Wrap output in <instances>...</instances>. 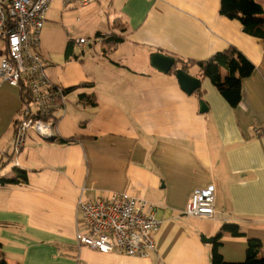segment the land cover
Segmentation results:
<instances>
[{
	"label": "crops",
	"instance_id": "crops-1",
	"mask_svg": "<svg viewBox=\"0 0 264 264\" xmlns=\"http://www.w3.org/2000/svg\"><path fill=\"white\" fill-rule=\"evenodd\" d=\"M219 10L220 0L50 2L37 50L51 83L67 89L64 107L53 140L28 131L18 164L12 149L22 100L18 87L0 81V178L25 172L0 184L7 264H211L213 243L200 236L214 237L223 223L246 235L222 234L225 261L244 260L246 237L264 247V50ZM79 37L87 43L76 44ZM229 48L254 64L235 107L197 64ZM154 52L173 57L200 87L188 94L175 71L154 69ZM4 54L0 38V61ZM211 184L214 218L183 215L192 191ZM101 191L155 205L159 226L147 256L75 242L77 200Z\"/></svg>",
	"mask_w": 264,
	"mask_h": 264
},
{
	"label": "built area",
	"instance_id": "built-area-1",
	"mask_svg": "<svg viewBox=\"0 0 264 264\" xmlns=\"http://www.w3.org/2000/svg\"><path fill=\"white\" fill-rule=\"evenodd\" d=\"M52 0H0V38L5 54L0 61V81L24 87L25 97L15 121L12 154L24 147L28 131L49 139L56 136V112L63 110L65 89L51 83L39 46L40 31ZM92 0H64L87 4ZM101 36V35H100ZM102 39L103 37H99ZM87 38L75 43L83 45ZM21 96V94H20ZM215 189L195 188L183 215L214 218ZM75 242L104 253L144 257L154 248L153 233L158 229L155 205L147 200L115 191H101L89 200L76 202Z\"/></svg>",
	"mask_w": 264,
	"mask_h": 264
},
{
	"label": "trees",
	"instance_id": "trees-1",
	"mask_svg": "<svg viewBox=\"0 0 264 264\" xmlns=\"http://www.w3.org/2000/svg\"><path fill=\"white\" fill-rule=\"evenodd\" d=\"M220 15L229 19H236L242 26L243 32L261 41L264 50V8L256 0H220ZM120 41V37L112 35L110 39ZM204 76L208 77L212 84L218 89L223 98L231 105L236 106L241 99V80L249 76L254 70L251 63L242 53L235 48L217 52L205 61H199ZM175 66L171 71H175ZM188 73L184 68H180ZM221 69L225 75L221 76ZM67 90V89H66ZM65 90V91H66ZM21 99H24V87L19 88ZM80 99H90L80 94ZM94 103V101H91ZM63 141V140H61ZM15 177L0 178V184L18 183L25 179V172L17 170ZM223 233L232 236H246L236 223H223L214 238L211 249V264H264V247L258 238L246 237L245 258L240 262L225 261L219 252L220 239ZM1 249V244H0ZM0 264H7L0 251Z\"/></svg>",
	"mask_w": 264,
	"mask_h": 264
},
{
	"label": "water",
	"instance_id": "water-1",
	"mask_svg": "<svg viewBox=\"0 0 264 264\" xmlns=\"http://www.w3.org/2000/svg\"><path fill=\"white\" fill-rule=\"evenodd\" d=\"M150 64L159 72L168 73L174 67L175 59L169 55L154 52L150 56ZM175 76L180 87L188 94H191L195 89L200 87L198 78L191 76L180 68L175 69ZM198 105L200 113L207 111V105L201 99H199ZM53 139L54 137L49 138V140ZM200 238L204 243H213L215 241L214 237H206L205 235H201Z\"/></svg>",
	"mask_w": 264,
	"mask_h": 264
},
{
	"label": "rangeland",
	"instance_id": "rangeland-1",
	"mask_svg": "<svg viewBox=\"0 0 264 264\" xmlns=\"http://www.w3.org/2000/svg\"><path fill=\"white\" fill-rule=\"evenodd\" d=\"M13 161H14V158H13ZM13 161H12V162H13Z\"/></svg>",
	"mask_w": 264,
	"mask_h": 264
}]
</instances>
